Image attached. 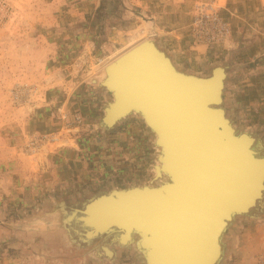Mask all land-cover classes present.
<instances>
[{
	"label": "water",
	"instance_id": "water-1",
	"mask_svg": "<svg viewBox=\"0 0 264 264\" xmlns=\"http://www.w3.org/2000/svg\"><path fill=\"white\" fill-rule=\"evenodd\" d=\"M230 68L202 75L181 66L155 34L104 67L94 81L111 97L97 126L141 119L155 150L152 175L77 196L72 236L83 245L106 240L94 252L111 261L123 249L143 264H223L237 217L264 215V140L229 114Z\"/></svg>",
	"mask_w": 264,
	"mask_h": 264
},
{
	"label": "rangeland",
	"instance_id": "rangeland-1",
	"mask_svg": "<svg viewBox=\"0 0 264 264\" xmlns=\"http://www.w3.org/2000/svg\"><path fill=\"white\" fill-rule=\"evenodd\" d=\"M23 2L20 0L19 7L17 5L10 19L0 23V141L10 142L12 139L9 135H14L13 141L18 142L20 150L30 152L32 156H48L56 147L66 144L68 137L77 139V136L83 135V131L108 132L100 129L97 122L103 114L105 101L111 95L94 79L100 80L104 75L105 64L121 52L153 35L150 32V12L140 8L138 11H141L136 14L129 13L125 11L124 0H101V7L94 16L89 13L86 21L62 31L61 36L69 32L78 36L74 41L53 40L54 36L49 32L51 27H39L37 32L42 31L47 39L40 41L43 46L40 45L41 49L38 50L35 49L37 43L27 41L22 44L8 40L5 35L12 31L6 29L7 26L24 15L25 10L22 12L21 9ZM201 2L213 4L227 24L228 32L222 40L208 44L197 41L194 20L196 5ZM221 7L220 0H192L189 23L191 45L197 50L206 48L207 54L193 61L192 66L187 63L184 67L202 75L209 74L212 66L219 63L233 67L229 69L225 105L229 114L242 127L264 140V122L242 120L236 109V84L247 64L237 60L233 50L227 47L232 36V24L222 13ZM21 50H25L24 55L19 54ZM57 51L59 55L55 58ZM63 63H69L71 70L52 72L54 65L59 67ZM232 63L234 66H231ZM61 80L67 83L64 88L59 85L62 84ZM55 81L60 83L56 85ZM80 86L89 88L94 97L91 107L88 104L84 111L68 107V100L83 92ZM17 110L25 111L26 114L41 110L57 126L33 130L23 138L16 131L12 133L6 123L13 116L18 118ZM132 119L142 122L148 134L146 173L136 180L143 181L152 175L149 168L154 162L155 150L151 145L152 136L144 122L137 117L129 120ZM121 124L113 130L121 127ZM1 173V177H5L6 172ZM6 189L1 182L0 264H143L139 255L123 249H119L117 259L111 261L106 254L99 256L94 252L95 249H101L100 244L106 240L83 245L75 235H71V229L74 231V223L69 219L73 212L71 208L80 205L77 196L88 190L60 192L49 183L25 187L24 191L21 187L9 188L10 191ZM225 241L227 252L223 264H264V215L259 218L238 216L225 234Z\"/></svg>",
	"mask_w": 264,
	"mask_h": 264
},
{
	"label": "crops",
	"instance_id": "crops-1",
	"mask_svg": "<svg viewBox=\"0 0 264 264\" xmlns=\"http://www.w3.org/2000/svg\"><path fill=\"white\" fill-rule=\"evenodd\" d=\"M22 1L24 15L7 26L6 29L12 31L5 35L8 40H16L22 44L27 41L37 43L35 49L38 50L41 49L40 41L47 39L42 31L37 32L39 27H51L49 32L54 36L53 40L74 41L78 36L70 32L61 36L62 31L86 21L89 13L94 16L101 7V0ZM220 1L222 13L232 24V36L227 47L233 50L237 60L247 64L236 84L234 99L238 115L242 120L264 122V0ZM191 2L192 0H124V6L129 13L136 14L141 11H138L140 8L145 12L149 11L150 32L156 35L157 42L171 54L177 64L184 66L189 63L192 66L193 61L206 56L207 50L204 47L197 50L191 45ZM19 3L20 0H17L18 7ZM24 51L21 50L19 54L24 55ZM57 55L58 51L54 57ZM52 70L54 73H61L70 71L71 67L69 63H63L59 67L54 65ZM63 81L61 80L62 84L57 81L54 83L64 88L67 83ZM79 88L83 92L77 93L74 99L70 98L68 107L84 111L88 104L91 107L94 97L89 88ZM24 112L17 110L18 118L13 116L6 122L12 133L16 131L23 138L33 130L57 126L41 110L30 114ZM9 137L12 141H0V183L5 184L6 190L21 187L24 191L25 187L49 183L60 192L89 191L103 185L134 183L143 177L147 169L148 134L143 123L133 119L107 133L83 131V135L80 134L77 139L68 137L66 144L56 147L48 156H32L30 152L18 148V142L13 141L14 135ZM2 171L6 172L5 177H1Z\"/></svg>",
	"mask_w": 264,
	"mask_h": 264
},
{
	"label": "built area",
	"instance_id": "built-area-1",
	"mask_svg": "<svg viewBox=\"0 0 264 264\" xmlns=\"http://www.w3.org/2000/svg\"><path fill=\"white\" fill-rule=\"evenodd\" d=\"M17 0H0V23L10 19L17 7ZM194 35L197 41L208 44L222 40L228 32V26L222 20L211 3L196 5Z\"/></svg>",
	"mask_w": 264,
	"mask_h": 264
},
{
	"label": "bare ground",
	"instance_id": "bare-ground-1",
	"mask_svg": "<svg viewBox=\"0 0 264 264\" xmlns=\"http://www.w3.org/2000/svg\"><path fill=\"white\" fill-rule=\"evenodd\" d=\"M145 39H149V37L144 38V39H142V40H145ZM142 40H140V41L134 43V44H133L132 46H130L129 48L133 47L134 45H136L137 43L141 42ZM129 48H127L126 50H128ZM126 50H125V51H126ZM125 51L121 52V53H120L119 55H117L114 59H112V60L109 61L107 64H105V68H107V65H108L109 63H111L113 60H115L116 58H118V57H119L121 54H123ZM221 74H222V73H221ZM117 110H118V109H117ZM114 114H115L114 112H111L110 117H109L110 120L113 118ZM242 139H243V141L246 143V141H251L252 138L249 137V136H243ZM123 236H128V232H124V233H123ZM106 249H108V247H106Z\"/></svg>",
	"mask_w": 264,
	"mask_h": 264
}]
</instances>
